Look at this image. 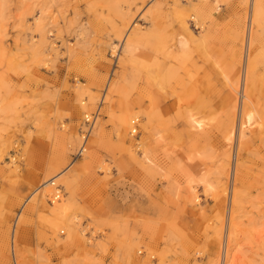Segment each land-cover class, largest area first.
Returning <instances> with one entry per match:
<instances>
[{
    "label": "rangeland",
    "instance_id": "374dc122",
    "mask_svg": "<svg viewBox=\"0 0 264 264\" xmlns=\"http://www.w3.org/2000/svg\"><path fill=\"white\" fill-rule=\"evenodd\" d=\"M230 231L264 264V0H0V264H223Z\"/></svg>",
    "mask_w": 264,
    "mask_h": 264
},
{
    "label": "bare ground",
    "instance_id": "6f19581e",
    "mask_svg": "<svg viewBox=\"0 0 264 264\" xmlns=\"http://www.w3.org/2000/svg\"><path fill=\"white\" fill-rule=\"evenodd\" d=\"M216 8H218V6H216ZM217 10V9H216ZM20 19V18H19ZM18 20V19H17ZM16 20V21H17ZM20 22V20H19ZM15 23V22H14ZM18 23V22H17ZM237 88V87H236ZM237 94H238V89L236 90ZM242 95V94H241ZM243 101L245 103H248L249 100H248V94L247 92H243V97H242ZM243 116H242V121L240 123V131H241V134H244L246 133V130L248 131H252L253 127L255 125H257L258 122L254 121V115L256 113L255 109L254 108H251V107H247V109L244 111L243 110ZM191 117V121H192V124L195 128L197 129H201L203 127V125H206L207 122H205V119H201V118H197V116H194V115H190ZM123 121V120H122ZM132 121V120H131ZM88 123L91 122L90 119L87 120ZM125 124H126V121H123ZM258 125H261L260 123H258ZM65 127V126H63ZM138 127V126H137ZM132 128L131 127V131H132ZM136 131V130H135ZM65 172L63 173H60L58 174L55 178L56 179H59L61 178L63 175H64ZM53 181L50 180V182H46L45 183V190H44V193L47 192L49 194H51L53 196V200H55V203L57 204V199L60 198L61 194L59 193V189L56 190V192L54 191V189H52L50 187V185L52 186V183ZM62 199V198H61ZM59 200V199H58ZM62 205V204H61ZM55 206V205H54ZM58 207H60V204H57ZM231 224V223H230ZM252 231V230H251ZM264 232V231H262ZM231 231L230 233L228 234L227 236V239H226V243H225V253H224V260H223V264H238V254H237V250L239 246H241L239 244V242H237V239L235 238L234 240V243H232L233 239H231ZM247 235V234H246ZM260 238V237H259ZM253 239V238H252ZM251 240V239H250ZM236 260H237V263H236Z\"/></svg>",
    "mask_w": 264,
    "mask_h": 264
}]
</instances>
